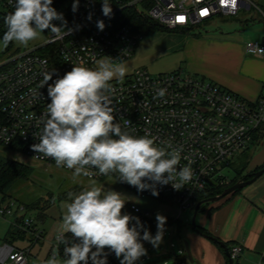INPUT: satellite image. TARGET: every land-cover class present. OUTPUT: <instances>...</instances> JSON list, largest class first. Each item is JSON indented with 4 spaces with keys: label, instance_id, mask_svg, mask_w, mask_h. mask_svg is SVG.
<instances>
[{
    "label": "built area",
    "instance_id": "obj_1",
    "mask_svg": "<svg viewBox=\"0 0 264 264\" xmlns=\"http://www.w3.org/2000/svg\"><path fill=\"white\" fill-rule=\"evenodd\" d=\"M243 2L245 0H109L112 16L108 18L102 13V0H80L75 13L72 11L73 0H53V7L63 13L73 31L62 39H55L49 31L42 47L0 62V143L19 147L35 161L57 167L55 160L33 152L30 147L39 143L42 125H38V120L50 102L47 85L40 87L45 71H55V80L74 65L95 69L102 60L117 64L128 61L145 36L130 22L131 10H138L140 15L168 31H178L191 30L218 15L238 16L244 6L250 7L247 3L242 6ZM14 5L15 0H0V11L12 13ZM89 12L93 13L91 20L87 18ZM98 20L105 23L103 31L97 28ZM245 51L264 60V37L246 42ZM110 84L116 122L123 130L133 136L150 133L156 138V146L168 151L179 149L178 169L192 162L193 178L182 189L176 190L171 184L157 186L158 196L170 199L178 207V217L186 210L193 211L200 202L199 196L212 185L230 183L224 170L231 168L234 159L253 146L255 136L264 125V94L250 102L214 81L187 75L181 70L153 75L146 69H138L124 79L110 81ZM159 88H166V94L154 98ZM169 144L171 148H168ZM58 168L73 172L66 166ZM84 178L116 180L119 173L104 176L97 172L94 177ZM148 194H151L150 190L138 195L146 198ZM122 211L138 216L145 225L150 219L149 212L137 203H129ZM27 214L24 205L11 199H0V217L14 219L11 225L14 239L0 247V264H28L33 250L45 245V231L38 228L34 220L27 219ZM28 233L32 238L27 247L13 244ZM56 235L47 242L49 249L39 264H46L54 252L59 260L65 259L64 245L58 243ZM65 237L72 238L67 233ZM241 252V246L232 247L233 263L238 261ZM113 254L108 256V264H113ZM180 254H186L185 250ZM175 264L184 263L177 261ZM258 264H264V259Z\"/></svg>",
    "mask_w": 264,
    "mask_h": 264
},
{
    "label": "clouds",
    "instance_id": "obj_2",
    "mask_svg": "<svg viewBox=\"0 0 264 264\" xmlns=\"http://www.w3.org/2000/svg\"><path fill=\"white\" fill-rule=\"evenodd\" d=\"M79 4L80 0H73L74 13ZM101 10L111 18L109 0H102ZM92 15L89 12L87 18L91 20ZM4 22L7 30L2 45L5 48L13 41L26 46L46 30L55 39H62L73 31L63 13L53 7V0H15L14 11ZM97 28L105 29L103 20L97 21ZM54 74L55 71L43 73L40 87L47 85L50 102L39 117L38 125L42 128L39 143L30 146L33 152L55 160L57 167L72 169L74 181L81 176L94 177L97 172L104 176L119 173L120 182L141 192L150 190L153 196L159 195L158 185L171 184L180 190L192 180L191 161L177 168L181 159L179 149L168 151L158 147L150 133L133 136L116 122L110 81L125 76L126 68L122 64L102 60L95 69L74 65L55 80ZM166 91L159 88L154 98L164 97ZM68 197L71 202L66 205L55 237L64 245L65 259L59 260L54 252L46 264H108L112 253L119 264H136L147 255L143 241L154 248L163 242L167 218L156 214L157 231L153 236L138 216L122 211L126 200L120 192L104 191L93 181L78 194L69 192ZM65 233H70L72 238L67 239Z\"/></svg>",
    "mask_w": 264,
    "mask_h": 264
},
{
    "label": "rangeland",
    "instance_id": "obj_3",
    "mask_svg": "<svg viewBox=\"0 0 264 264\" xmlns=\"http://www.w3.org/2000/svg\"><path fill=\"white\" fill-rule=\"evenodd\" d=\"M245 2L250 7L244 6L238 16L218 15L212 21L197 26L188 33L162 31L145 34L136 47L133 56L128 61L113 64H122L126 68V74L122 79L133 74L138 69H146L153 75L181 70L187 75L200 76L196 75L190 68L205 69L208 66H212L213 60H217L218 57L217 42L234 41L241 43L243 39L258 37L261 30L264 32V15L262 13L264 12V0H245ZM47 32L48 30L40 33L37 39L30 41L26 46L13 41L5 48L0 39V62L5 61L12 55H21L42 47L47 40ZM37 52L41 53V50ZM119 80L121 79L117 77L112 81ZM261 144V140L255 141L248 150L251 153L250 163L257 147L261 146ZM240 156L234 159L235 165L240 164ZM0 157L24 163L33 170L28 180L18 182L8 191L6 199L27 205L38 202V205L45 207L44 210L38 208L30 209L26 216L27 219L31 218L34 220L36 226L46 233L45 245L42 248L36 247L32 252V256L28 258V264H39L41 260L45 259L49 249L47 242L52 240L62 224V217L66 212L67 203L71 202L68 193L78 194L90 187L93 181L82 176L74 181L71 173L65 172L53 164L35 161L23 151L11 149L1 143ZM249 165L242 172L243 176L251 173L247 172ZM224 175L230 181L234 179V168L225 169ZM94 182L97 186L102 187L104 191L111 189L120 192L126 200L125 207L129 203L139 204L144 210L149 212L150 219L155 220L156 214L159 213L169 220L175 219L183 222L181 227L177 223L165 227L163 242L159 247L154 248L149 242H143L147 255L141 257L136 264H175L177 261L190 264L187 255L180 254V251L185 250L184 242L187 240V231L192 230L191 225L194 215L192 210H186L178 217V207L171 202H164L165 200H162L163 197L141 198L135 191L120 182L119 179ZM0 199H2V196H0ZM41 213L44 215L43 220L39 218ZM201 215L196 220L198 225ZM13 222L14 219L0 217V247L11 243L8 233L12 230L11 225ZM31 238L32 235L28 233L13 244L24 248L30 244ZM111 258L113 264H119L115 254ZM238 262L239 260L235 264H238Z\"/></svg>",
    "mask_w": 264,
    "mask_h": 264
},
{
    "label": "crops",
    "instance_id": "obj_4",
    "mask_svg": "<svg viewBox=\"0 0 264 264\" xmlns=\"http://www.w3.org/2000/svg\"><path fill=\"white\" fill-rule=\"evenodd\" d=\"M262 37L263 30L258 37L243 39L241 43L219 41L218 57L212 66L189 68L198 77L214 81L250 102L257 101L264 94V60L248 55L245 44ZM258 136L262 144L257 147L247 172L264 166V125ZM211 208L213 211L209 213ZM201 214L198 222L201 228L222 242L242 247L238 264H258L264 259V176ZM186 239L200 264H228L225 255L209 239L193 230L187 231Z\"/></svg>",
    "mask_w": 264,
    "mask_h": 264
},
{
    "label": "trees",
    "instance_id": "obj_5",
    "mask_svg": "<svg viewBox=\"0 0 264 264\" xmlns=\"http://www.w3.org/2000/svg\"><path fill=\"white\" fill-rule=\"evenodd\" d=\"M11 13L8 12H2L0 11V39L2 40L3 38V34L5 33V31L7 30V26L5 24V17L7 15H9ZM129 17H130V22L132 23V25L134 26V29L139 32V33H145V34H152V33H157V32H162V31H168L165 28H163L162 26H160L159 24H156L155 22H153L152 20L143 17V15H140L138 10H131L129 12ZM190 30H178V32H183V33H188ZM11 44V43H9ZM261 138L258 136V134L255 136V141H259ZM11 149L14 150H21V148L19 147H10ZM250 155L251 153L249 151L244 152L241 156H240V164L235 165L234 163L232 164L231 167L234 168L235 170V177L234 179H232L230 181V183L228 184H224V185H212L210 188H208L202 195L199 196L198 201H202L205 199H209V198H213L216 196H219L223 193V191L231 186H233L234 184H236L239 181H246L251 179L254 176V173L261 170L264 166L257 168L256 170L252 171L251 173L247 174V175H242L243 171L246 170V168L248 167L249 163H250ZM240 167V169H238ZM33 170L32 168H30L28 165L24 164V163H20L18 161H15L13 159H9V158H4V157H0V196H2V199H6V197L8 196V191L11 190L15 184H17L20 181H24V180H28L30 178V176L32 175ZM127 188L131 189L132 191H135L137 194H141V192L134 190L128 186H126ZM241 191V190H240ZM235 192L234 194H237L238 192ZM233 195V194H232ZM148 197H154V198H161V196H153L152 194H148ZM228 197V196H227ZM226 197V198H227ZM162 200H165L164 202H171L170 199L167 198H162ZM49 202V201H47ZM21 205H24L28 210L30 209H45V207L38 205L37 203H32V204H23L20 202H17ZM213 203H209V204H205L200 208V212L198 214V216L207 211L208 207L211 206ZM195 211V207L193 209V212ZM213 211V209L211 208L209 213H211ZM39 218L41 220L44 219V215L41 213L39 214ZM174 223H177L180 227L183 226V222L181 220H169L167 219L166 222V226L172 225ZM156 220L154 219H149L147 224L145 225L151 232V234H155L157 231V227H156ZM191 228L194 232L198 233V229L208 235V236H212L207 230L201 228L199 225L195 228L191 225ZM13 231L10 230L8 233L9 238L14 239L13 236ZM67 236H69V238L71 237L70 233H67ZM213 237V236H212ZM216 238V237H215ZM210 240V239H209ZM211 242H213V244H215L217 246V248L225 255V257L227 258L226 252L224 250V248L222 247V244H225L229 250V252H231V249L233 247V245L231 243H225L222 242L220 239L216 238L215 241L210 240ZM227 262H228V258H227ZM235 264V263H234Z\"/></svg>",
    "mask_w": 264,
    "mask_h": 264
},
{
    "label": "water",
    "instance_id": "obj_6",
    "mask_svg": "<svg viewBox=\"0 0 264 264\" xmlns=\"http://www.w3.org/2000/svg\"><path fill=\"white\" fill-rule=\"evenodd\" d=\"M263 176H264V167L261 170L255 172L254 176L251 179L246 180V181L237 182L233 186L225 189L221 195L200 201L195 207L194 215L192 218V226L195 228L198 226L196 220H197L198 214L200 212V208L203 205L209 204V203H213V204L218 203V202L222 201L223 199H225L227 196H230V195L234 194L235 192L243 190L246 187L252 185L253 183H255L258 179H260ZM197 231H198V234H200L201 236H203L207 239H210L212 241L216 240L215 237L208 236V235L202 233L199 229ZM184 247H185V251H186V255H187L189 263L190 264H200L199 261L195 260L193 254H192L191 248H190V244L188 241L184 242ZM222 247L224 248V250L226 252V255L228 258V264H234L233 260L231 259L230 252H229L227 246L225 244H222Z\"/></svg>",
    "mask_w": 264,
    "mask_h": 264
},
{
    "label": "snow or ice",
    "instance_id": "obj_7",
    "mask_svg": "<svg viewBox=\"0 0 264 264\" xmlns=\"http://www.w3.org/2000/svg\"><path fill=\"white\" fill-rule=\"evenodd\" d=\"M179 19H180V20H183V17H180Z\"/></svg>",
    "mask_w": 264,
    "mask_h": 264
}]
</instances>
